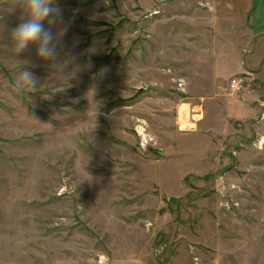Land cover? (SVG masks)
Returning <instances> with one entry per match:
<instances>
[{
	"label": "rangeland",
	"instance_id": "obj_1",
	"mask_svg": "<svg viewBox=\"0 0 264 264\" xmlns=\"http://www.w3.org/2000/svg\"><path fill=\"white\" fill-rule=\"evenodd\" d=\"M58 2L55 63L0 4V264H264L249 0Z\"/></svg>",
	"mask_w": 264,
	"mask_h": 264
},
{
	"label": "clouds",
	"instance_id": "obj_2",
	"mask_svg": "<svg viewBox=\"0 0 264 264\" xmlns=\"http://www.w3.org/2000/svg\"><path fill=\"white\" fill-rule=\"evenodd\" d=\"M0 4L12 10L21 9L19 23L11 31L14 51L20 54L35 45L37 55L43 61L55 63L58 58L56 34L47 23H53L57 17L62 18V9L58 0H0ZM17 89L36 90L40 86L39 79L28 68L23 69L16 77Z\"/></svg>",
	"mask_w": 264,
	"mask_h": 264
},
{
	"label": "crops",
	"instance_id": "obj_3",
	"mask_svg": "<svg viewBox=\"0 0 264 264\" xmlns=\"http://www.w3.org/2000/svg\"><path fill=\"white\" fill-rule=\"evenodd\" d=\"M249 5L252 20L245 21L251 22L246 27L251 36L249 44L252 47L248 50L251 58L241 66L251 67L258 76L264 78V0H249Z\"/></svg>",
	"mask_w": 264,
	"mask_h": 264
},
{
	"label": "built area",
	"instance_id": "obj_4",
	"mask_svg": "<svg viewBox=\"0 0 264 264\" xmlns=\"http://www.w3.org/2000/svg\"><path fill=\"white\" fill-rule=\"evenodd\" d=\"M241 82H242V80H240L239 78L233 80V83L236 85L241 83Z\"/></svg>",
	"mask_w": 264,
	"mask_h": 264
}]
</instances>
